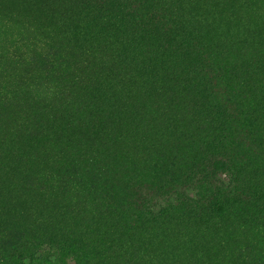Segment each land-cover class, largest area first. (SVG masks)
Returning <instances> with one entry per match:
<instances>
[{"label": "trees", "instance_id": "1", "mask_svg": "<svg viewBox=\"0 0 264 264\" xmlns=\"http://www.w3.org/2000/svg\"><path fill=\"white\" fill-rule=\"evenodd\" d=\"M80 1L89 21L119 46L122 67L151 80L113 90L114 121L137 114L152 124L160 115L174 129L181 124L183 135L165 149L144 152L145 159L161 160L135 175L134 158L110 154L107 145L115 139L96 130L113 106L81 66L90 65L92 54L107 57L104 41H97V51H75L49 29L19 23L27 56L0 53V264H264V166L250 156L264 150V46L247 64L251 70L256 63L260 76L243 74L236 61L218 65L219 47L200 40L194 25L211 32L217 19L234 37L242 21L223 0L175 1L174 10L188 20L158 9L155 0ZM4 16L17 19L15 12ZM244 19L258 29L245 30L253 39L243 45H264V11ZM39 62L47 67L37 75L12 67ZM12 70L16 80L7 83ZM37 102L45 110L38 131L59 142L67 157L36 146L38 132L28 129L27 119L36 118ZM154 103L160 109L149 116ZM87 114L90 121L82 125ZM240 134L251 144H239ZM32 165L42 168L35 179ZM30 182L42 197L29 191ZM229 211L231 223L223 219ZM186 219L198 223L203 236L176 227Z\"/></svg>", "mask_w": 264, "mask_h": 264}, {"label": "rangeland", "instance_id": "2", "mask_svg": "<svg viewBox=\"0 0 264 264\" xmlns=\"http://www.w3.org/2000/svg\"><path fill=\"white\" fill-rule=\"evenodd\" d=\"M9 0H0V53L8 56V58H18L26 57L29 51V48L25 46L26 39L20 41L18 37V32L20 31L19 23L27 21L36 27H42V29H49L56 39H69L72 42V45L75 51H83L90 48L93 51H97L98 46L97 41L100 39L103 40L104 44V53L107 55L104 59H99L96 55L92 54L91 60H89L90 65H81L83 67V72L85 77L89 80L95 78L96 89L100 93L105 94V99L109 105V108L113 106V111H109L108 116H106L105 123L101 126L100 132H105L106 134L112 136L115 141L112 144H108V152L112 155H129L131 158H134L136 165V170H134L135 175H140V169H144L148 172L151 171V168L161 159L157 156L153 158L146 159L142 157L144 152L147 150L155 149L162 150L165 147H168L169 144L173 143L178 137L183 135L182 125L179 124L177 128H173L167 125L165 122L161 121V116L156 119L152 124L148 121H145L142 118H137V114L133 115V118L130 120L114 121L113 112H117L118 106L114 104L113 99V90L116 88L121 89L122 86L130 87V85H137L133 88H138L144 85L150 86V78L144 71H134L126 70L122 67L123 57L122 52L119 49L117 43L113 40L111 34L106 30L105 32L98 28V26L91 23L86 15L84 8L81 4L84 1L80 0H19L14 3H11L14 6L8 5L5 2ZM157 3L158 9L169 13L175 14L178 17H182L188 20V17L184 16L181 12H176L172 6H175L177 11L179 10L176 2L178 0H155ZM202 1V0H198ZM226 4L231 6L233 14L237 20H241L240 24L236 27L235 36L231 37L226 33L223 26H218V20H211V32L205 33L201 29L197 28L193 23L195 29L200 36V40L204 42L211 43V46L218 48V53L214 59L217 60L218 65H225L226 63L236 61L234 64L236 67L239 66V70L243 71L242 73L249 76H260L256 69V63L251 65V70H249L250 65H247L251 62L252 55L251 52L255 51L258 47L264 45H258L255 49L250 45H243L242 40L250 41L253 38H248V32L245 30L253 29L254 31L258 29L256 23L250 19H244L249 15V13L254 14L255 11H264V0H223ZM180 3V2H179ZM80 4V5H79ZM181 4V3H180ZM74 5V13L69 14L68 8ZM94 11V10H93ZM97 12L98 9L96 8ZM10 12H15L17 19L15 21H7L4 14H10ZM196 15V14H195ZM91 20L95 22L93 14L89 15ZM184 19V20H185ZM189 21H191L189 19ZM254 24V25H253ZM259 36V35H258ZM227 40V41H226ZM236 41L235 46L233 44H227L220 41ZM67 41V40H65ZM230 43V42H228ZM102 54V53H101ZM100 54V55H101ZM160 66V65H159ZM258 67L260 65H257ZM14 68L23 69L27 73L39 74L43 72L47 65H42L40 62L38 65H29L28 67L21 66L17 67L13 65ZM134 73V74H133ZM58 81L64 82L65 75L63 73L54 74ZM15 72L12 70L6 74L5 81L11 83L15 81ZM105 82V83H104ZM141 94V91L138 92ZM84 97L80 98L81 106H84L86 103ZM24 107V105L22 106ZM35 111L32 113V117L35 119L28 118L29 126L28 129L37 130L38 140L35 142L38 149H52L57 154L58 158L67 157L68 153L64 151L65 149L58 145L59 142H55L53 138L46 139L45 136L39 132L41 131L38 127V121L42 120L45 117V110L42 103H35ZM20 109V106H18ZM152 109L159 110L160 106L157 103H154L148 111V115H152ZM13 121V119H12ZM90 121L88 114L83 115L81 124H87ZM163 122V123H161ZM97 123V122H96ZM167 125V126H166ZM93 126V125H92ZM96 126V125H95ZM100 126V125H99ZM171 129H170V128ZM4 129H0L2 132ZM39 130V131H38ZM29 133V132H28ZM26 131H21V135H28ZM86 135L82 134L84 138ZM239 144L242 146L250 145L251 141L249 138L239 135ZM105 145V144H104ZM106 146V145H105ZM62 155H61V153ZM251 158L259 165L260 167L264 166V150L262 148H256L253 153L250 154ZM56 165L51 164L50 171H54ZM31 177L35 179V173L42 171L41 167L36 165L31 166ZM145 171V173H147ZM246 187V186H245ZM29 191L36 197H42V194L37 189V183L30 182ZM50 206H45V210H49ZM175 209V208H173ZM231 210V209H230ZM36 212V211H35ZM233 213L228 212L223 219L224 221L228 220V223L232 222ZM32 217V216H31ZM177 225L178 228H183L184 230H189L191 233H198L195 229L199 230L198 223L186 219L183 222ZM211 226L208 227L206 231H203L205 235L211 232ZM171 231V230H170ZM169 231V232H170ZM197 235L203 236L202 233ZM230 235H233L230 234ZM216 239V237H214ZM234 238L232 239V241ZM209 243V250L213 248V242L207 238ZM218 242H214V245ZM231 246V245H230ZM232 247V246H231Z\"/></svg>", "mask_w": 264, "mask_h": 264}]
</instances>
